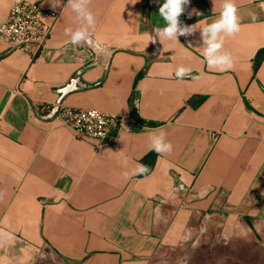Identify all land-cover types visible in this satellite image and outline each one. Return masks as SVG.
Masks as SVG:
<instances>
[{"label":"crops","instance_id":"obj_1","mask_svg":"<svg viewBox=\"0 0 264 264\" xmlns=\"http://www.w3.org/2000/svg\"><path fill=\"white\" fill-rule=\"evenodd\" d=\"M15 1L0 0V22ZM25 1L60 13L34 61L0 40V264H153L202 232L264 264V0H234L225 71L208 66L200 30L223 0H190L179 20L196 30L178 42L151 40L164 0H90L99 52L65 35L87 23L67 0ZM57 103L119 114L123 130L81 141L41 111ZM153 134L172 151L152 149Z\"/></svg>","mask_w":264,"mask_h":264},{"label":"built area","instance_id":"obj_2","mask_svg":"<svg viewBox=\"0 0 264 264\" xmlns=\"http://www.w3.org/2000/svg\"><path fill=\"white\" fill-rule=\"evenodd\" d=\"M59 13L58 10L46 12L35 2L17 0L0 22V40L7 44L9 50L27 52L34 61L46 47ZM55 106L56 110L50 118L69 128L72 135L81 141L112 144L123 130L119 114L63 103ZM53 107L46 105L41 111L49 113Z\"/></svg>","mask_w":264,"mask_h":264},{"label":"clouds","instance_id":"obj_3","mask_svg":"<svg viewBox=\"0 0 264 264\" xmlns=\"http://www.w3.org/2000/svg\"><path fill=\"white\" fill-rule=\"evenodd\" d=\"M53 8L61 6V0H50ZM90 0H67V5L76 13V19L79 22L86 21V25L80 23L81 26L73 30L71 27L65 29V35L71 34V44L74 46H82L87 44L94 51H103L99 42H97L90 28L94 31L96 20L93 13L88 9ZM190 0H164V3L159 7V14L166 22V27L154 29L155 35L151 37L152 42H155L158 37L160 41L175 40L178 42V37L189 36L195 30V26L182 25L179 17L184 12V6L188 5ZM237 6L234 0H223L222 10L218 18L212 23L207 24L201 30L203 40V55L210 68H219L221 71L231 69L233 66L231 55L227 52L219 54L217 50L223 48L225 36H233L240 31L241 25L237 15ZM198 14V13H197ZM206 45V47L204 46ZM191 69L183 66L177 68L175 76L178 79H183L190 74ZM151 147L158 153H170L172 144L165 142L164 135H151ZM147 171L144 165H137L131 174L143 173ZM130 173L124 172L125 179L129 178Z\"/></svg>","mask_w":264,"mask_h":264},{"label":"rangeland","instance_id":"obj_4","mask_svg":"<svg viewBox=\"0 0 264 264\" xmlns=\"http://www.w3.org/2000/svg\"><path fill=\"white\" fill-rule=\"evenodd\" d=\"M219 230V227H218ZM245 242L235 244L228 235H217L214 232L206 234L204 232L191 236L189 249H184L183 253L176 254L163 251L153 260V264H246ZM251 245V244H250ZM260 264V256L257 255Z\"/></svg>","mask_w":264,"mask_h":264},{"label":"water","instance_id":"obj_5","mask_svg":"<svg viewBox=\"0 0 264 264\" xmlns=\"http://www.w3.org/2000/svg\"><path fill=\"white\" fill-rule=\"evenodd\" d=\"M73 88H75L72 84H70V85H68V86H66L65 88H63L62 90H61V92H62V94H65V93H67L68 91H70V90H72ZM55 110H56V106H54L53 108H52V110L45 116L46 118H50L53 114H54V112H55Z\"/></svg>","mask_w":264,"mask_h":264},{"label":"trees","instance_id":"obj_6","mask_svg":"<svg viewBox=\"0 0 264 264\" xmlns=\"http://www.w3.org/2000/svg\"><path fill=\"white\" fill-rule=\"evenodd\" d=\"M260 58V55H259V57H258V59Z\"/></svg>","mask_w":264,"mask_h":264}]
</instances>
